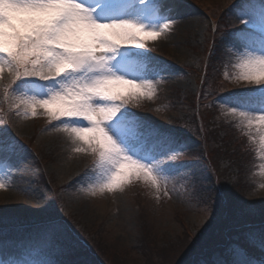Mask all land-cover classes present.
I'll list each match as a JSON object with an SVG mask.
<instances>
[{
    "label": "rangeland",
    "instance_id": "1",
    "mask_svg": "<svg viewBox=\"0 0 264 264\" xmlns=\"http://www.w3.org/2000/svg\"><path fill=\"white\" fill-rule=\"evenodd\" d=\"M147 6L153 9L148 18L125 10L118 2L108 5L106 13L98 14L107 19H136L156 28L175 20L157 39L143 38V49L122 46L140 63L145 78L153 80L152 93L129 102L114 122L142 129L134 140L135 148L143 162L161 161L158 187L133 178L112 192L101 191L107 176L98 154L90 150L76 152L79 145L63 131L62 124L52 128L57 122L50 121L39 109L36 116L24 115L25 108L16 107L17 98L6 96L0 87V130L6 129L22 149L0 154V182L4 184L0 188V218L4 220L0 226L5 230L41 228V221L55 211L74 237L68 244L50 239L42 229L17 238L7 235L0 238V259L4 264H81V259L87 263L86 245L79 240L84 248L75 250L82 232L96 234L93 248L100 255L109 248L123 255V250L129 248L128 263L141 261L133 247L143 239L162 254L170 251L169 263L182 262L196 243L206 246L204 235L214 232L210 225L216 222V183L222 188L227 185L218 181L221 172L216 171L217 163L212 161V157L219 156L214 153L215 142L208 139L213 135L225 142L231 135L232 140L238 138L253 149V158L244 160L241 167L230 169L229 163L222 162V168L228 169L231 182L238 179L245 188L242 205L250 212L239 221H264V145L260 143L264 125L258 120L259 112H264V102L242 98L245 90H256L260 85L240 78L246 71L241 67L244 55L264 56V40L248 37L238 29L241 21L264 26V0H150ZM227 13L232 15L230 32L220 35L222 28L216 21ZM218 50L220 55H213L212 51ZM140 58H146V62L141 63ZM205 68L206 73L210 70L209 76L204 75ZM214 78L217 83H213ZM203 86L209 93L220 86L233 96L200 107ZM233 109L254 113L252 127ZM108 127L114 131L113 125ZM160 133L164 138L155 142ZM183 135L190 140L182 143L172 138ZM115 138L122 143L119 135ZM122 146L128 148L127 144ZM169 156L171 162L165 159ZM208 208L211 210L205 218ZM258 233L252 230L243 238L247 235L252 244H259L250 236L257 237ZM78 258L81 259L77 261ZM232 259L229 264H243L246 260L239 251L232 254ZM191 260L189 256L184 263ZM212 262L225 264L218 257Z\"/></svg>",
    "mask_w": 264,
    "mask_h": 264
},
{
    "label": "snow or ice",
    "instance_id": "2",
    "mask_svg": "<svg viewBox=\"0 0 264 264\" xmlns=\"http://www.w3.org/2000/svg\"><path fill=\"white\" fill-rule=\"evenodd\" d=\"M117 2L145 18L153 12L147 6L150 0H0V87L6 96L17 98L16 107L23 106L24 115L36 116L39 109L50 121L57 122L52 128L62 124L63 131L79 145L76 152L90 150L98 154L107 176L101 191L108 192L133 178L158 187L161 161L145 163L135 148L134 140L142 129L114 122L129 102L152 93L153 80L145 78L140 63L122 46L143 49V38L155 40L169 23L175 22L169 20L156 28L136 19H107L97 14V8L106 13L107 6ZM241 67L246 69L241 79L264 85V56L245 54ZM36 88L41 91L30 90ZM233 111H239L252 127L254 113ZM258 120L264 125V112H259ZM117 135L127 149L117 142ZM260 143L264 145V135ZM13 148L22 151L6 129L0 130V154L6 155ZM165 159L171 162V156ZM220 201L221 213L250 212L234 209L224 194ZM210 210L206 209L205 218ZM41 227L52 240L71 244L74 239L69 226L55 211L41 221ZM260 247L264 250V223L260 226ZM243 264L254 262L245 260ZM258 264H264V260Z\"/></svg>",
    "mask_w": 264,
    "mask_h": 264
},
{
    "label": "trees",
    "instance_id": "3",
    "mask_svg": "<svg viewBox=\"0 0 264 264\" xmlns=\"http://www.w3.org/2000/svg\"><path fill=\"white\" fill-rule=\"evenodd\" d=\"M218 21H216L217 24H221L222 23V19L219 20V18L217 19ZM219 26V25H218ZM221 27V26H220ZM222 28V27H221ZM221 32V31H220ZM214 52V51H213ZM213 55H220L219 54V50L214 52ZM210 60V58H209ZM209 72L210 70H208V73H206V69H205V73H206V76L208 75L209 76ZM213 72V71H212ZM218 79L217 78H214L213 79V83H217ZM212 83V84H213ZM205 86V85H204ZM203 86V91H204V96L208 95L209 94V97L210 95H215L219 92H221L222 90L220 89V86L219 88H216L213 90H211V92L209 93L205 87ZM216 136L213 135L212 137H209V141L210 139H212L211 141L212 142H215L214 145H215V150H214V153H219V156L215 158L212 157V161H216V168H217V172L218 170H220L221 174L218 173V181L223 180L227 183L226 186H224L222 188L221 185H219V183H216L217 184V188H215V192H216V196H215V206H214V212H215V216H216V222L215 223H212V225H210V229L211 231H214L212 232L211 234H205L204 236V239H205V244L206 246H203V244L201 245V243H196V249L198 250H195V246L191 249H189L188 251H190L188 254H187V258L190 256V257H193V260H191V262L189 264H191L194 260H200V257H202L203 259H210V257L214 254V253H220V252H223L225 251V249L223 250L224 247H226L228 244H232V243H237L239 244L240 246H243L244 248H247L248 247L243 244V234H246L249 230V225L252 226V224H255V223H262L264 221H260V220H244V221H239L242 219V216H245V215H240L239 213H237L235 210H232V211H227V212H224V213H221V201H220V197L222 194L226 195L232 205H233V208H241V209H244L243 208V205H242V201H243V198H244V186L243 184L238 181H234V182H231L230 180V177L231 176H228L226 174L227 172V168H222V162L223 164H228L229 163V167L233 166H239L241 167L240 164L243 163L244 160L248 161V160H251L253 158V149L246 145V144H241L236 140H232L231 139V135H229V139L225 142L223 141V139H220V137H217L215 138ZM215 140V141H213ZM208 142V140H207ZM210 148L208 147V150ZM211 156L212 153H210ZM226 167V166H225ZM230 167V169H231ZM229 169V170H230ZM237 176H239L240 174L236 173ZM48 188V187H47ZM49 189V188H48ZM262 213H264V211H262ZM236 221H238L239 223H236ZM73 229V228H72ZM210 232V231H209ZM95 237H96V234L90 232L89 234H84L83 232L80 233L78 235V239H77V242H78V248L75 249V247H72V250L75 249L76 251H78V249L80 248H84V245L81 247L80 246V243H79V240L81 242H83L87 249L88 250H84V252L87 254V255H84V258L85 259H88L87 263L85 261L86 264H173V263H169V260H170V256H171V253H168L170 251H165L164 254H162L163 252H159L157 250V248L155 247V245L151 246L149 244V242H146L145 240L143 239H140L138 244L133 247V250H136L138 251L140 257H141V261L140 260H136V261H131L128 263V260L126 259L128 257V251H130L129 248H126L123 250V255H120V252L117 253V251L113 248H109V250H105L104 254L103 255H100L99 253H97L93 246V242L95 240ZM97 249V248H96ZM194 250V251H193ZM187 251V252H188ZM173 252H176V249L173 251ZM119 254L118 256L116 255ZM97 255L99 257H97ZM81 257V255H80ZM118 257V259H117ZM124 258L126 259V261L124 260ZM186 258V259H187ZM81 258H78V260H80ZM142 259H144V261H142ZM182 260V262L179 261V263H174V264H185V260ZM84 260L81 259L80 260V263L81 264H85L83 262Z\"/></svg>",
    "mask_w": 264,
    "mask_h": 264
}]
</instances>
